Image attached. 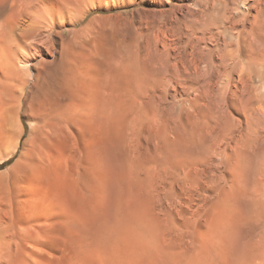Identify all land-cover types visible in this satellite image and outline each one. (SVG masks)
I'll list each match as a JSON object with an SVG mask.
<instances>
[{"label": "rangeland", "instance_id": "rangeland-1", "mask_svg": "<svg viewBox=\"0 0 264 264\" xmlns=\"http://www.w3.org/2000/svg\"><path fill=\"white\" fill-rule=\"evenodd\" d=\"M217 1L0 0V22L52 30L20 55L0 45V264L262 260L264 227L245 221L264 114L245 148L241 112L264 67L252 37L230 64Z\"/></svg>", "mask_w": 264, "mask_h": 264}, {"label": "bare ground", "instance_id": "bare-ground-1", "mask_svg": "<svg viewBox=\"0 0 264 264\" xmlns=\"http://www.w3.org/2000/svg\"><path fill=\"white\" fill-rule=\"evenodd\" d=\"M217 0H215V6L212 8V13H214L216 7H220L219 4H218V1L216 2ZM226 2L228 3H223L224 4V9H225V13L224 15L222 16V18L220 19L219 17L216 18L215 20L220 22V24L218 25L217 27V30H220L222 29L223 31H227L230 35H229V38H230V42L229 43H226L225 44V48L228 49V51L232 52L233 53V58L231 61H233V63H230L232 65L236 64L237 65V61L240 60L238 59V56L237 54L241 53L242 51L246 50V49H249L253 46V39L252 38H255V40L257 41L258 43V46L259 47V52L256 56V61L254 62H251L249 63V61H247L248 58L243 59L242 60H245V62L241 61L240 62H243V63H249V64H253L254 67H264V0H226ZM218 9V8H217ZM37 12V11H36ZM219 12V11H218ZM31 13V12H30ZM34 13V12H33ZM35 16V14H32V16ZM39 17H35L37 19H35L36 21L39 20L40 18V13L38 14ZM216 15V14H215ZM28 16V15H27ZM37 16V15H36ZM220 16V15H219ZM28 17H31L30 15ZM213 17V16H212ZM217 17V16H216ZM33 18V17H31ZM215 18V17H213ZM64 21V20H63ZM35 22V21H34ZM38 23V21H37ZM39 23L41 24V22L39 21ZM55 23V22H53ZM52 23V24H53ZM20 23L12 20V19H9V18H5V19H2V22H0V45L2 46V48L8 52L9 56L10 55H18L19 54V51L20 49L22 50V46H24L23 44H25L26 41H28L29 39L31 38H36L37 35L40 34V31L42 32L43 29L45 28V31L48 30V28L46 29V27H44L43 25L40 26V24H36V26L32 27L29 25V28L30 29H24V27L22 25H19ZM31 24V23H30ZM34 24V25H35ZM33 25V21H32V24ZM54 25V24H53ZM57 25V24H56ZM21 26L23 28H21ZM27 26V25H26ZM28 27V26H27ZM51 27H54V26H51ZM48 31H52V30H48ZM52 33V32H50ZM76 34V33H75ZM210 37V36H209ZM252 37V38H251ZM212 38V37H210ZM199 40V43L202 44L203 48L207 49L209 48V46L207 45V40L206 39H203V38H197ZM210 41V40H209ZM185 44V43H184ZM212 46L214 47H217L219 45V42L218 41H213L212 42ZM46 46V45H45ZM201 46V47H202ZM202 48V49H203ZM256 49V48H255ZM31 50V49H30ZM209 50V49H208ZM213 50V49H212ZM252 50V49H250ZM250 50H247V51H250ZM207 51V50H206ZM205 52V51H204ZM255 52V51H254ZM21 53V52H20ZM244 52H242L243 54ZM253 53V52H252ZM23 54V53H22ZM209 54V52H208ZM246 54V53H245ZM248 54V53H247ZM20 55V54H19ZM241 55V54H240ZM22 56V55H21ZM245 55H243L244 57ZM249 56V54L247 55ZM206 57V55H205ZM246 57V56H245ZM22 59H27V57L23 56L21 57ZM224 58V57H223ZM209 59V58H208ZM221 59V58H220ZM251 58H249L250 60ZM19 60V59H18ZM205 60V59H204ZM211 60V58H210ZM252 60V59H251ZM12 61V60H11ZM14 61V60H13ZM247 61V62H246ZM253 61V60H252ZM35 62V61H34ZM162 62H164L162 60ZM239 62V61H238ZM45 63V62H44ZM191 63V61H190ZM19 64V63H17ZM46 64V63H45ZM206 64V63H205ZM239 64V63H238ZM252 65V66H253ZM248 64L245 66H243L244 68H248L247 67ZM233 67V66H232ZM36 68V67H35ZM226 68V67H225ZM250 68L253 69V67H249L247 71H250ZM245 73V72H244ZM255 73V72H254ZM252 74V73H251ZM249 74V75H251ZM229 75V74H227ZM226 75V77H227ZM246 75L248 76V74L246 73ZM245 74H243V76L240 77V79H246L245 77H247ZM256 77V80H262V84L261 86L259 87L258 91H260V94H259V98H260V105H255L253 106L252 108H250L247 104V107L248 109H245L247 108L246 107V104L245 105V110L242 113V135H241V141H242V144L243 146L246 148V147H250L249 145L251 143H254V141H261L263 139V136L260 135L259 132H256V131H251V120L252 118H250L252 115V113H255L257 111V109H261V112L264 114V77L262 75L261 72H258L256 74H254ZM255 76L253 79H255ZM252 76H248V78H251ZM247 80V79H246ZM242 82H245V81H242ZM251 86V85H250ZM251 88V87H250ZM256 87H254L255 89ZM252 91V90H251ZM255 90H253L252 92H254ZM251 96V95H249ZM258 96V95H257ZM256 97V96H255ZM258 98V97H257ZM258 100V99H257ZM259 102V101H258ZM257 106V107H256ZM55 108V107H54ZM49 110V109H48ZM47 110V111H48ZM256 110V111H255ZM255 111V112H254ZM45 115V114H44ZM43 115V116H44ZM49 115V114H48ZM42 116V115H41ZM39 117V116H38ZM45 117L49 118L50 116H46ZM51 117H52V114H51ZM50 117V118H51ZM45 119V118H44ZM47 120V119H45ZM38 121V120H37ZM51 121H52V118H51ZM40 122V121H39ZM46 123H49L46 121ZM42 124V123H40ZM37 125V124H36ZM39 125V123H38ZM37 125V126H38ZM49 128V130L51 129L52 131H48L46 129L47 132L51 133L53 132V128L55 126L54 122L53 124L49 123L47 124ZM58 125V124H57ZM41 126L40 125V129H41ZM45 126V125H43ZM42 126V127H43ZM39 127V126H38ZM61 128V127H60ZM36 129V128H34ZM38 129V128H37ZM43 131H44V127L42 128ZM72 129V128H71ZM58 130V129H57ZM45 131V132H46ZM40 132V131H39ZM55 132V131H54ZM53 132V133H54ZM44 134V132H41ZM40 133V135H42ZM263 133V132H261ZM39 135V134H38ZM39 135V136H40ZM46 135V133L44 134ZM51 135V134H50ZM43 136V135H42ZM48 136V135H46ZM51 137V136H50ZM40 138V137H39ZM47 138V137H46ZM44 139V138H43ZM47 141V140H46ZM40 142V141H39ZM37 142L36 146L35 144L33 145L34 147H41L40 146V143ZM39 143V144H38ZM51 148V147H50ZM15 149V148H14ZM33 149V148H32ZM31 149V151H32ZM35 149V148H34ZM36 149H39V151H33L31 153H33L35 156V158H33V156H31L33 159H31L30 157V161H32L33 163L35 162V160H40V153H37V152H40L42 150H40V148H36ZM43 153V152H42ZM44 154V153H43ZM264 154V153H263ZM262 154V159H260V162L258 164L259 166V173L262 174L259 175L260 179H258V182H257V187L255 188V190L253 191V193L251 194H247L248 197H246L247 201L250 203L249 205H251L252 207V211L249 213V217H252V219H248L246 218L247 221L245 222H253V223H256L258 225V227L262 226L264 227V155ZM31 155V154H30ZM42 156H45L42 155ZM50 156V155H49ZM48 157V156H47ZM44 158V157H43ZM42 158V159H43ZM46 159V157H45ZM31 162V164H32ZM37 162V161H36ZM38 163V162H37ZM30 164V165H31ZM34 165V164H32ZM47 165V164H46ZM43 165H39V167L42 168ZM31 167H35V166H31ZM33 169V168H32ZM38 170V168H36ZM35 169V170H36ZM256 171V170H255ZM35 172V171H34ZM246 187V186H245ZM243 190H245L243 188ZM244 192V191H243ZM248 193V191H247ZM250 193V192H249ZM254 210V211H253ZM248 215V214H247ZM263 232V235H262V238L264 239V230L262 231ZM261 241V240H260ZM264 241V240H263ZM261 243V242H260ZM261 251L262 254H263V257H262V260L260 262H258V264H264V248H262Z\"/></svg>", "mask_w": 264, "mask_h": 264}, {"label": "snow or ice", "instance_id": "snow-or-ice-1", "mask_svg": "<svg viewBox=\"0 0 264 264\" xmlns=\"http://www.w3.org/2000/svg\"><path fill=\"white\" fill-rule=\"evenodd\" d=\"M118 2H119V0H118ZM131 5H129V7H130Z\"/></svg>", "mask_w": 264, "mask_h": 264}]
</instances>
